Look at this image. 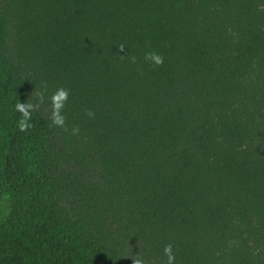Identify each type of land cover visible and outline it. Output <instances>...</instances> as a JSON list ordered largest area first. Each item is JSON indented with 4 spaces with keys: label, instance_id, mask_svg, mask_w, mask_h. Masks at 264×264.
<instances>
[{
    "label": "trees",
    "instance_id": "16d2710c",
    "mask_svg": "<svg viewBox=\"0 0 264 264\" xmlns=\"http://www.w3.org/2000/svg\"><path fill=\"white\" fill-rule=\"evenodd\" d=\"M0 264H264V0H0Z\"/></svg>",
    "mask_w": 264,
    "mask_h": 264
}]
</instances>
